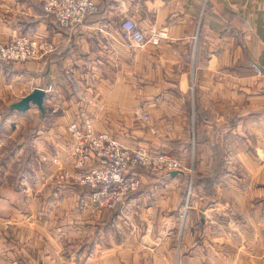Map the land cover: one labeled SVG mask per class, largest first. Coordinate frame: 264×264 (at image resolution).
<instances>
[{
	"label": "crops",
	"instance_id": "crops-1",
	"mask_svg": "<svg viewBox=\"0 0 264 264\" xmlns=\"http://www.w3.org/2000/svg\"><path fill=\"white\" fill-rule=\"evenodd\" d=\"M95 3V13L67 29L40 0H0V40L29 35L54 46L42 59L0 65L2 88L19 91L10 103L45 90L38 117L49 127L35 132L49 137L50 156L68 145L66 128L79 115L124 146L176 151L193 168L191 205L181 224L186 173L135 170L138 188L106 207L86 188L47 178L52 164L17 166L16 182L2 168L0 204L15 210L0 212V264H264V75L256 74L264 71V0ZM122 15L143 29L144 45L123 37ZM240 123L245 131L235 132ZM235 140L247 179L223 180L221 146ZM29 171L37 173L31 183L20 177ZM210 172L208 185L198 184L194 174ZM237 184L241 196H222Z\"/></svg>",
	"mask_w": 264,
	"mask_h": 264
},
{
	"label": "built area",
	"instance_id": "built-area-1",
	"mask_svg": "<svg viewBox=\"0 0 264 264\" xmlns=\"http://www.w3.org/2000/svg\"><path fill=\"white\" fill-rule=\"evenodd\" d=\"M40 1L43 10L52 16L54 22L67 29L81 26L89 15L97 11L95 0ZM120 27L123 37L133 45L141 46L148 41L133 18L125 17ZM158 37L159 34L152 38L154 43H157ZM53 51L52 43L29 35H14L6 42L0 41V60L3 62L39 60ZM256 74L264 75V71L256 68ZM51 89L48 86L46 90ZM144 118L147 119V116L144 115ZM67 132L72 141L70 157L73 168L64 170L61 178L83 185L93 201L104 202L109 207L122 202L138 188L135 169L142 168L151 173L174 170L184 173L182 164L173 156L126 147L105 131H92L86 123L73 121L67 126Z\"/></svg>",
	"mask_w": 264,
	"mask_h": 264
},
{
	"label": "rangeland",
	"instance_id": "rangeland-1",
	"mask_svg": "<svg viewBox=\"0 0 264 264\" xmlns=\"http://www.w3.org/2000/svg\"><path fill=\"white\" fill-rule=\"evenodd\" d=\"M126 16L122 15L120 16V18L118 17L117 21L119 20H123ZM2 41V40H0ZM18 61H10V62H3L2 60H0V65H2L3 63L8 64V63H16ZM2 84L0 82V177H2L3 175H5V173L2 172V168H9L10 167V173H9V181H15V170L17 168V166H23L26 165V168L30 169L31 171H34L35 168L38 166L39 162L45 164V165H49L52 164L55 168H56V172L53 174L54 176L52 177H47V178H51L54 181H56L57 183L63 184V185H71V186H76V187H83V185L78 184V183H71L69 180L67 179H62L61 175L64 174V170H68V169H72V162H71V158L70 157V150H71V139H68V145L65 147H55V150L63 152V156H60V153H57V151L54 153L55 156H50V154H46L44 151L45 150H50V143H49V137H45V138H39L38 134L35 132L37 131L38 127H45L46 129L49 127V125H45L44 123L40 124L39 118L38 117V107H36L35 105H30L29 109L24 111V112H18L16 110L10 111L9 110V105L11 104L10 102L17 99L19 97V91L16 90V87L14 85L10 86V92L7 93V91L5 89H3ZM252 98H248L247 97V101L251 102ZM81 112V110L79 111ZM241 110L239 109L238 111H235V114H240ZM145 114H142V124L145 122L144 118ZM238 115H235V118ZM48 118V117H47ZM79 119L77 120V122L79 123H86L88 124L89 128L94 131V132H99V131H95L92 127V124L90 122H88L87 119H83L81 115H79ZM83 119V120H82ZM237 125V124H236ZM139 126H141V128H144L141 124H139ZM175 127H178L179 129L182 128L181 126H169L168 132H172ZM244 125L242 126L241 123L239 124V126H237L235 128V132H243L244 130ZM45 129V132H47L48 130ZM67 129V128H66ZM151 131H154L153 129H150ZM253 129L250 130V132ZM44 131V130H43ZM106 132V131H105ZM173 133V132H172ZM48 134V132H47ZM47 136V135H46ZM169 135L167 134L166 137H168ZM113 137V136H112ZM163 137V136H162ZM169 138V137H168ZM236 139V138H235ZM65 140L66 137H65ZM164 140L165 136H164ZM119 142V141H117ZM257 142L254 138L253 141H251V147H254V143ZM120 143V142H119ZM241 141L240 140H235L233 141V146L230 141H228L227 146H225V141H223V147L225 150L224 155L222 156V160L224 161V170L225 171H229L227 174L225 173V177L223 178V180H227L226 178H232L237 180V181H241V180H245L247 179V174L243 171L242 169V165H241V159L240 157H237V155H235V152L238 148H240L241 145ZM121 144V143H120ZM64 145V144H63ZM123 145V144H122ZM127 147V146H126ZM139 148L145 149L149 152H162V153H167L171 156H173L174 158H176L177 160H179V157H177L175 155V153L172 150H166L164 147L161 148H148V147H141L138 146ZM60 148V150H59ZM130 148V147H129ZM43 152V153H42ZM240 154V151H238ZM179 162L181 163V161L179 160ZM182 164V163H181ZM8 165V167L6 166ZM53 167V168H54ZM182 168L184 170V173H186L188 176V183L187 185V192L185 195V203L183 205V211L181 216V224L184 222L186 215H187V210L189 208V206L191 205L190 200H192V196L193 193L191 192L192 188H191V178H193V173L192 170L193 168L189 165H183L182 164ZM142 168H138L135 170H140ZM134 170V171H135ZM144 170V169H143ZM223 170V171H224ZM224 171V172H225ZM136 173V172H135ZM180 173V172H179ZM212 173V172H210ZM209 173V175H210ZM47 173H43V176H47ZM222 174V173H221ZM17 176L19 174H16ZM37 175V173L35 172H25L22 173L20 175V177H22V179H24L25 181H28V183H31L35 180H37L35 178V176ZM196 177H203L205 175L204 174H194ZM216 173H212L211 177H209V180L215 176ZM220 175V174H218ZM42 177V175H40ZM16 182V181H15ZM204 182V181H203ZM205 183V182H204ZM208 185V184H206ZM230 186V181H228V185ZM226 186V187H227ZM1 187V186H0ZM238 189L235 190V192H230L229 194L227 193L229 191L228 188H224L222 190V196L223 197H230V198H236L241 196V189L243 190V187L241 184H237ZM189 190V191H188ZM213 195L212 198L219 196L218 192L216 191V187L215 184L213 185ZM102 205L109 207L107 204H105L104 202H101ZM82 202L79 199L78 202V206L79 208L81 207ZM10 209V215L12 214V212H14V207L11 205H7L4 206L2 204H0V212L4 213V212H9Z\"/></svg>",
	"mask_w": 264,
	"mask_h": 264
},
{
	"label": "water",
	"instance_id": "water-1",
	"mask_svg": "<svg viewBox=\"0 0 264 264\" xmlns=\"http://www.w3.org/2000/svg\"><path fill=\"white\" fill-rule=\"evenodd\" d=\"M46 92L43 88L35 87L28 94L20 98V100L13 102L9 106V110H16L24 112L29 109L30 105H36L39 110H43V100ZM170 174L175 175L177 171H171Z\"/></svg>",
	"mask_w": 264,
	"mask_h": 264
},
{
	"label": "trees",
	"instance_id": "trees-1",
	"mask_svg": "<svg viewBox=\"0 0 264 264\" xmlns=\"http://www.w3.org/2000/svg\"><path fill=\"white\" fill-rule=\"evenodd\" d=\"M36 106V105H35ZM37 107V106H36ZM163 173H169V172H159V173H154V174H163ZM205 183H204V182ZM197 182H198V184H205L206 185V183H208L209 182V176H203V177H200L199 179H197ZM193 184H194V180L192 181V183H191V187H193Z\"/></svg>",
	"mask_w": 264,
	"mask_h": 264
}]
</instances>
